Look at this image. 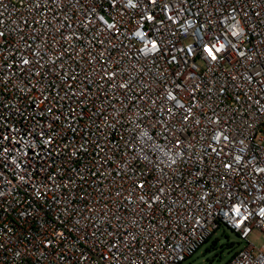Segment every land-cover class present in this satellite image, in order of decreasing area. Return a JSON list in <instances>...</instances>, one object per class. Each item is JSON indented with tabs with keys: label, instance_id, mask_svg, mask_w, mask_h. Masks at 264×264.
Returning a JSON list of instances; mask_svg holds the SVG:
<instances>
[{
	"label": "built area",
	"instance_id": "built-area-1",
	"mask_svg": "<svg viewBox=\"0 0 264 264\" xmlns=\"http://www.w3.org/2000/svg\"><path fill=\"white\" fill-rule=\"evenodd\" d=\"M220 229L264 264V0H0V264H182Z\"/></svg>",
	"mask_w": 264,
	"mask_h": 264
},
{
	"label": "rangeland",
	"instance_id": "rangeland-1",
	"mask_svg": "<svg viewBox=\"0 0 264 264\" xmlns=\"http://www.w3.org/2000/svg\"><path fill=\"white\" fill-rule=\"evenodd\" d=\"M250 240L255 245L264 243V237L253 233ZM245 247V243L228 230L220 229L195 253L182 264H225L235 253Z\"/></svg>",
	"mask_w": 264,
	"mask_h": 264
},
{
	"label": "snow or ice",
	"instance_id": "snow-or-ice-1",
	"mask_svg": "<svg viewBox=\"0 0 264 264\" xmlns=\"http://www.w3.org/2000/svg\"><path fill=\"white\" fill-rule=\"evenodd\" d=\"M206 51H208L209 52V55H212V52H211V50L210 49H206ZM213 59H215V57L213 56ZM237 213H239V209H237Z\"/></svg>",
	"mask_w": 264,
	"mask_h": 264
}]
</instances>
